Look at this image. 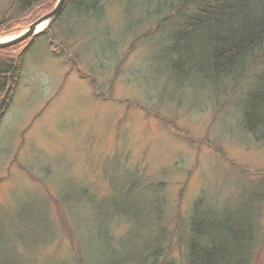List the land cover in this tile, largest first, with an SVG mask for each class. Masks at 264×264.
I'll use <instances>...</instances> for the list:
<instances>
[{
    "label": "rangeland",
    "instance_id": "374dc122",
    "mask_svg": "<svg viewBox=\"0 0 264 264\" xmlns=\"http://www.w3.org/2000/svg\"><path fill=\"white\" fill-rule=\"evenodd\" d=\"M77 2L29 39L0 121V264H103L155 246V264H183L198 199L254 221L250 264H264V140L241 124L257 77L178 88L157 22L136 31L156 0H104L98 15ZM19 12L0 0V22Z\"/></svg>",
    "mask_w": 264,
    "mask_h": 264
},
{
    "label": "trees",
    "instance_id": "16d2710c",
    "mask_svg": "<svg viewBox=\"0 0 264 264\" xmlns=\"http://www.w3.org/2000/svg\"><path fill=\"white\" fill-rule=\"evenodd\" d=\"M56 1L15 0L20 12L0 22V35L21 31L50 11ZM75 1L93 15L103 11L104 0H66L60 13ZM87 1L90 5L85 6ZM152 21L157 22L152 31L163 33L166 38L158 43L165 48V75L167 80H175L178 88L191 81H200L201 88L221 82L235 84L242 79V71H248L247 78L257 77L260 84L246 96L241 124L243 131L255 140H264V0H156L154 8L147 11V18L137 20L140 28L134 29L132 23L128 27L141 33ZM29 43L25 40L0 48V121L19 84ZM134 185L139 192L144 191L143 185L132 179L127 189L132 190ZM153 187L151 184V191H159ZM201 206L198 199L186 221L183 264H250L259 241L253 234L254 221L242 216H221ZM162 217L160 213L154 226L162 224ZM261 235L264 242V233ZM149 250L151 258L143 253L129 260L155 264L159 247ZM129 260L121 256L103 264H124Z\"/></svg>",
    "mask_w": 264,
    "mask_h": 264
},
{
    "label": "water",
    "instance_id": "95a60500",
    "mask_svg": "<svg viewBox=\"0 0 264 264\" xmlns=\"http://www.w3.org/2000/svg\"><path fill=\"white\" fill-rule=\"evenodd\" d=\"M65 1L66 0H57L55 6L50 11H48L47 13L36 18L28 26H26L24 29H22L18 34L13 35L12 37H9L6 40H0V48L12 46L14 44H17V43H20L24 40L29 39L30 36L35 35L36 34V28L40 23H42L44 21L50 22L51 20H53L57 16V14H60V12L64 6Z\"/></svg>",
    "mask_w": 264,
    "mask_h": 264
},
{
    "label": "bare ground",
    "instance_id": "6f19581e",
    "mask_svg": "<svg viewBox=\"0 0 264 264\" xmlns=\"http://www.w3.org/2000/svg\"><path fill=\"white\" fill-rule=\"evenodd\" d=\"M48 24V21H44V22H42V23H40L38 26H37V28H36V32L37 31H40L41 29H43L44 27H45V25H47ZM6 39H8V38H0V40H6Z\"/></svg>",
    "mask_w": 264,
    "mask_h": 264
}]
</instances>
